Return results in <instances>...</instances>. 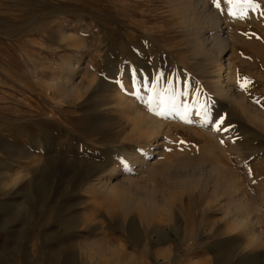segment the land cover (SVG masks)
<instances>
[{"label":"rangeland","instance_id":"1","mask_svg":"<svg viewBox=\"0 0 264 264\" xmlns=\"http://www.w3.org/2000/svg\"><path fill=\"white\" fill-rule=\"evenodd\" d=\"M195 4L0 0V264H264V0Z\"/></svg>","mask_w":264,"mask_h":264},{"label":"bare ground","instance_id":"2","mask_svg":"<svg viewBox=\"0 0 264 264\" xmlns=\"http://www.w3.org/2000/svg\"><path fill=\"white\" fill-rule=\"evenodd\" d=\"M172 1H174L177 5H180V6H182V8H183V10L185 11L184 13H188L187 14V16H188V20H189V22H190V32L192 31L193 32V34H197V33H195V32H197V31H199V29L200 28H198L199 26H200V23H198V22H196L195 20H196V17H195V12H194V9L196 8L195 7V1L196 0H172ZM174 6H175V4H174ZM179 7V6H178ZM199 5H198V10H199ZM209 7V6H208ZM181 8V7H180ZM194 8V9H193ZM182 11V10H181ZM202 11H204V9L202 10ZM202 11H201V14H202ZM197 12V11H196ZM207 13V12H206ZM207 15V14H206ZM212 15V14H211ZM195 17V18H194ZM211 17H213V16H211ZM198 19V18H197ZM187 20V21H188ZM200 20V19H199ZM218 20H219V18H218ZM200 22V21H199ZM205 22V21H204ZM207 22V21H206ZM186 23V22H185ZM202 23V22H201ZM203 26V25H202ZM187 30V29H186ZM199 33V32H198ZM203 34V33H202ZM199 35V34H198ZM197 35V36H198ZM219 35H221V34H219ZM196 36V35H195ZM203 37V36H202ZM216 37V36H215ZM221 37V36H220ZM203 40V39H202ZM220 40V39H219ZM222 41V43H223V41L225 42V39H221ZM200 41V40H199ZM204 41V40H203ZM217 41V40H216ZM226 41H228V40H226ZM202 42V41H201ZM211 43V42H210ZM230 43V42H229ZM224 45H225V43H224ZM230 45V44H229ZM227 48V47H226ZM222 55H224V53L222 54ZM222 55H221V58L220 59H222ZM213 58V57H212ZM220 59L218 60V69H217V77H219V82H217L216 84H217V86L220 88V94H225V95H227L228 97H231L230 96V93H231V91H229V89L227 90V87H228V85H227V87H226V85H223L224 84V82H223V74L226 72V68H224V65L220 62ZM228 74H227V76H226V80L230 77V75H229V72H227ZM230 79V78H229ZM78 87L76 86H74V88L71 90L72 91V93H74V92H78ZM75 94V93H74ZM224 95V96H225ZM221 97V96H220ZM232 98V97H231ZM122 105V104H121ZM133 112V111H132ZM138 117H140V116H138ZM145 119H147L146 117H144ZM139 122H143L144 123V121H143V119H141V118H139V119H137ZM154 120V119H153ZM158 124V123H157ZM160 124V123H159ZM152 125V124H151ZM162 127V126H161ZM155 128V127H154ZM158 130L160 129V126L157 128ZM151 134L152 135H154V133H152L151 132ZM157 135V134H156ZM147 167V166H146ZM113 186V185H112ZM102 190H103V194L104 195H106V197L108 198V199H111V200H115V201H118V200H120L121 198H123L124 196L123 195H121V194H119V192H116L113 188H111V187H109V186H107V185H102V187H100ZM129 198V197H128ZM130 199V198H129ZM114 201V202H115ZM112 202V201H111ZM125 202V201H124ZM141 203H143V204H145L144 202H141L140 200H134V202H132V204L133 205H135L136 207H138L139 209H147V210H150L151 212H153V210H154V207H153V205H150L151 207H149V203H148V201H147V205L145 204V205H142Z\"/></svg>","mask_w":264,"mask_h":264},{"label":"snow or ice","instance_id":"3","mask_svg":"<svg viewBox=\"0 0 264 264\" xmlns=\"http://www.w3.org/2000/svg\"><path fill=\"white\" fill-rule=\"evenodd\" d=\"M226 3L229 4L230 6H232L233 8H235V7H239L240 0H226ZM214 4H215V6H216L218 9L221 8L220 0H214ZM249 6H251V5H250V0H249ZM232 14H233V15H236V12L233 11ZM250 84H251V81L248 80V78L245 77V78H243V82L240 83V88H241L242 90H247V87H248ZM151 102H152V101L150 100L149 103H151ZM154 111H155V114H156V115H164V114H165L162 110H154ZM188 111H189V110L186 108V109H185V115L181 116V118L184 119L185 122H187V123H191L192 121H191L190 119L187 118V112H188ZM208 122H209V121H208L207 117H205V123H208ZM220 123H223V121H220ZM220 123H218V124L216 125V130H217V131L220 130Z\"/></svg>","mask_w":264,"mask_h":264}]
</instances>
